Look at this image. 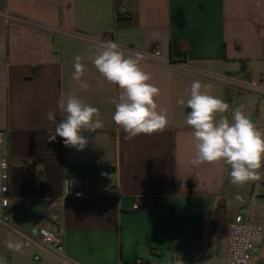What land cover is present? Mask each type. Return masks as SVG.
I'll return each mask as SVG.
<instances>
[{"label":"crops","instance_id":"0c3cea01","mask_svg":"<svg viewBox=\"0 0 264 264\" xmlns=\"http://www.w3.org/2000/svg\"><path fill=\"white\" fill-rule=\"evenodd\" d=\"M0 13L11 16L0 26L1 149L11 164L12 225L0 226V257L8 264H27L34 254L44 263L53 261L36 241L24 246L23 254L5 247L8 240L34 238L41 227L61 233L66 253L80 264H134L138 258L188 264L205 243L222 238L221 263L226 235L220 233L227 234L234 215L262 227L264 166L259 179L243 184H252L246 191L230 182V167L223 162L193 165L195 140L185 123L191 111L185 105L192 82L199 80L203 90L229 104L218 119H231L232 110L242 106L264 131V98L140 62L160 89L156 103L166 110L168 126L125 139L111 119L110 100L121 90L93 63L99 47L56 37L24 20L88 34L109 32L120 44L155 46L174 60L185 43V57L193 64L250 81L264 78V0H0ZM76 56L84 65L86 90L73 79ZM69 94L98 108L103 121V128L84 133L89 143L82 151L66 147L59 136L54 142L46 136L55 125L45 113L56 111L59 122L57 102ZM103 167L112 168L105 183L116 186L120 196L91 194L90 183ZM66 179L76 181L86 196L63 197Z\"/></svg>","mask_w":264,"mask_h":264},{"label":"clouds","instance_id":"9594fccd","mask_svg":"<svg viewBox=\"0 0 264 264\" xmlns=\"http://www.w3.org/2000/svg\"><path fill=\"white\" fill-rule=\"evenodd\" d=\"M142 53L135 56L126 55L120 46L112 41L102 42L93 63L105 80L118 85L120 94L112 97L110 103L115 106L112 121L125 133V139L138 135H152L163 131L168 126L166 110H158L156 97L160 89L150 83L152 77L140 67ZM73 79L79 82L80 88L89 86L81 77L84 65L81 57H74ZM205 86L194 80L190 86V95L186 105L191 111L185 123L193 130L195 156L192 164H213L223 162L230 167V182L243 185L248 181L259 179L258 170L264 166V131L259 130L254 122L244 113L242 106L232 110L231 119L224 114L229 104L223 99L203 90ZM57 112L49 109L45 119L54 128H47L49 142L57 136L63 138L66 147L84 150L89 143L85 132H96L103 128L99 109L85 103L80 97L69 94L61 96L57 102ZM240 199V197H237ZM24 243L19 240H8L5 247L14 253L23 254ZM0 264H7L6 257H0Z\"/></svg>","mask_w":264,"mask_h":264},{"label":"built area","instance_id":"2783aa9c","mask_svg":"<svg viewBox=\"0 0 264 264\" xmlns=\"http://www.w3.org/2000/svg\"><path fill=\"white\" fill-rule=\"evenodd\" d=\"M126 10L121 9L124 13ZM11 16L8 13H0V26L9 23ZM30 26L49 32L50 34L79 42L85 45L100 47L102 42L112 41L120 46V49L126 54L135 56L136 53H142L143 59L140 62L155 64L170 69L180 71L184 74L203 78L224 87L236 88L242 91H247L255 96L264 98V78L257 80H244L236 76L216 73L204 69L186 59L187 45H181V58L172 59L164 56L157 47H152L149 50H142L130 45H124L116 42L113 35L109 32L88 34L77 30H66L60 27H46L44 24L38 22H30L24 20ZM5 132L0 130V226H12L8 217V209L10 206L9 197V168L10 163L7 156L2 151ZM29 161H25L27 165ZM111 167H103L99 170L97 178L93 179L90 183L91 194L95 195H113L114 197L120 196L117 192L116 186L105 183ZM264 195V190L262 191ZM63 197L82 198L86 193L81 189L80 185L73 180H64L62 184ZM140 203L138 201L132 205L134 211H138ZM35 237L32 238L28 235L25 236L24 244L29 246L32 242L36 241L43 248L48 249L52 256L53 261L44 263L38 254H34L27 264H80L73 260L65 250L64 238L61 233L54 232L50 229L41 227L37 229ZM262 246V227L260 225L248 222L241 214L234 215L228 223L226 234V253L225 258L220 264H256L259 261L260 250ZM8 264V263H7ZM134 264H147L144 260L138 258Z\"/></svg>","mask_w":264,"mask_h":264},{"label":"rangeland","instance_id":"374dc122","mask_svg":"<svg viewBox=\"0 0 264 264\" xmlns=\"http://www.w3.org/2000/svg\"><path fill=\"white\" fill-rule=\"evenodd\" d=\"M243 190L249 191L252 184L239 185ZM255 186H261L260 182L255 183ZM263 187V183H262ZM221 236L226 235V231L223 230L220 233ZM225 250V242L223 239H213L209 243H205V246L200 254L196 255L195 258L188 264H219L222 258V254ZM249 264H252L250 262ZM256 264H264V203H262V246L260 250L259 261Z\"/></svg>","mask_w":264,"mask_h":264}]
</instances>
